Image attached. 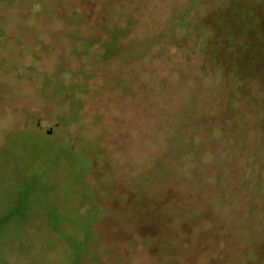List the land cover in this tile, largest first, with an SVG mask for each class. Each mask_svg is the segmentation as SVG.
<instances>
[{
  "label": "rangeland",
  "instance_id": "obj_1",
  "mask_svg": "<svg viewBox=\"0 0 264 264\" xmlns=\"http://www.w3.org/2000/svg\"><path fill=\"white\" fill-rule=\"evenodd\" d=\"M0 264H264V0H0Z\"/></svg>",
  "mask_w": 264,
  "mask_h": 264
},
{
  "label": "flooded vegetation",
  "instance_id": "obj_2",
  "mask_svg": "<svg viewBox=\"0 0 264 264\" xmlns=\"http://www.w3.org/2000/svg\"><path fill=\"white\" fill-rule=\"evenodd\" d=\"M38 127H39V126H38ZM50 131H51L50 129L46 130V134H47V136L50 135ZM40 133H42V132L40 131ZM42 134H45V133H42ZM46 134H45V135H46Z\"/></svg>",
  "mask_w": 264,
  "mask_h": 264
},
{
  "label": "trees",
  "instance_id": "obj_3",
  "mask_svg": "<svg viewBox=\"0 0 264 264\" xmlns=\"http://www.w3.org/2000/svg\"><path fill=\"white\" fill-rule=\"evenodd\" d=\"M47 136V135H46ZM50 138V137H49Z\"/></svg>",
  "mask_w": 264,
  "mask_h": 264
}]
</instances>
